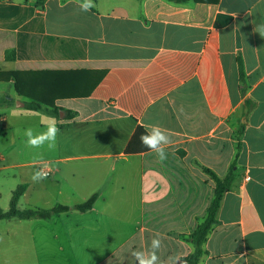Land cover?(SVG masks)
<instances>
[{
  "label": "crops",
  "instance_id": "0c3cea01",
  "mask_svg": "<svg viewBox=\"0 0 264 264\" xmlns=\"http://www.w3.org/2000/svg\"><path fill=\"white\" fill-rule=\"evenodd\" d=\"M81 3L0 0V73L28 74L42 94L83 96L55 101L57 148L26 164L24 197L43 162L51 175L39 192L50 206L98 195L87 213L0 234V264H134L131 253L148 250L156 233L162 264L186 259L215 197L202 167L235 180L199 264H264V0H93L87 12ZM14 93L0 106V130L15 139L25 118L45 130L53 116L26 110ZM152 126L172 141L163 163L150 150L125 152Z\"/></svg>",
  "mask_w": 264,
  "mask_h": 264
},
{
  "label": "trees",
  "instance_id": "16d2710c",
  "mask_svg": "<svg viewBox=\"0 0 264 264\" xmlns=\"http://www.w3.org/2000/svg\"><path fill=\"white\" fill-rule=\"evenodd\" d=\"M169 3L180 5L186 4L189 0H166ZM195 3H217L218 0H193ZM10 57V56H9ZM239 70H240V81L244 83V71L242 66V61L240 57L238 58ZM38 76L40 74H34ZM35 77V76H34ZM28 74L23 73H0V83L1 82H14L15 92L19 97L25 98V109L31 112L36 113H47L55 118H59V110L55 107V101L58 99H67L73 97H83L80 94L74 93H49L42 94L38 91L37 88L27 86L29 83ZM51 91V90H50ZM55 91V89H52ZM242 95H245V91L242 90ZM46 97H50L49 100H46ZM14 100H8L4 98L0 99V106L2 104H12ZM244 111L243 117L246 119L254 108V104L250 100H245L244 102ZM2 128L0 123V129ZM245 126L243 125L240 130V139L244 134ZM142 133V129L136 131L135 136L132 138L128 144L125 152L126 154H138L144 151H148L140 145L139 137ZM179 155L184 157L182 152H179ZM202 170L205 174L211 177L215 183V197L214 200L207 211V215L199 222V225L196 231L187 238V241L190 242L193 246V253L186 258L188 264H199L201 258L206 254L204 248L208 236L213 229V227L218 223V214L222 205L224 195L230 191L232 184L235 180V174L231 171L228 175L221 178L216 175L211 170L202 167ZM27 190L26 184L19 185L12 193V198L10 201L9 209L4 210L0 207V221H9V220H20V221H30V220H50L53 216L76 212V213H87L91 211L98 199V195L95 194L90 197L87 201L77 204L74 206L66 205H56L49 209L42 208H33V209H21L19 207V201L23 197Z\"/></svg>",
  "mask_w": 264,
  "mask_h": 264
},
{
  "label": "rangeland",
  "instance_id": "374dc122",
  "mask_svg": "<svg viewBox=\"0 0 264 264\" xmlns=\"http://www.w3.org/2000/svg\"><path fill=\"white\" fill-rule=\"evenodd\" d=\"M6 93L7 99L15 96L13 85L8 83L0 84V95ZM4 99V98H3ZM2 99V100H3ZM15 102V101H14ZM16 137L5 129L0 130V207L4 210L9 209L13 191L21 184L28 181L23 174L26 164L39 162L45 156L43 149H31L25 146L24 131L31 127L35 132L42 131L39 127L38 120L35 118H25L20 123L16 122ZM32 189L27 192L26 196L20 199L19 207L21 209L51 208V202L40 197V183L30 182ZM28 187V186H27ZM27 191V190H26ZM26 193V192H25ZM26 230L38 231V222L32 221H0V234L3 237L4 232Z\"/></svg>",
  "mask_w": 264,
  "mask_h": 264
},
{
  "label": "clouds",
  "instance_id": "9594fccd",
  "mask_svg": "<svg viewBox=\"0 0 264 264\" xmlns=\"http://www.w3.org/2000/svg\"><path fill=\"white\" fill-rule=\"evenodd\" d=\"M95 4L93 0H83L80 4L82 11H90ZM60 128L57 126L55 117H47L45 121V130L35 132L31 127L25 129V146L31 149H44L55 151L57 148V135ZM140 145L154 152L159 162L163 163L168 158L165 150V145L170 144L171 138L159 126H152L150 131L142 133L139 137ZM49 175V165L43 162L41 167L34 171L31 175V180L34 183H40L47 179ZM162 247V238L159 233H156L151 240L150 248L146 251H133L131 253L134 258V264H162L158 252ZM167 264H187V260L180 255L171 256L168 258Z\"/></svg>",
  "mask_w": 264,
  "mask_h": 264
},
{
  "label": "water",
  "instance_id": "95a60500",
  "mask_svg": "<svg viewBox=\"0 0 264 264\" xmlns=\"http://www.w3.org/2000/svg\"><path fill=\"white\" fill-rule=\"evenodd\" d=\"M9 100H11V98H9ZM20 105H21L22 107H25V103H24V102H20Z\"/></svg>",
  "mask_w": 264,
  "mask_h": 264
},
{
  "label": "built area",
  "instance_id": "2783aa9c",
  "mask_svg": "<svg viewBox=\"0 0 264 264\" xmlns=\"http://www.w3.org/2000/svg\"><path fill=\"white\" fill-rule=\"evenodd\" d=\"M40 167H41V166H40ZM50 175H51V171H50V169H49V175H48V177H50ZM48 177H47V178H48ZM246 179L249 180L248 177H247Z\"/></svg>",
  "mask_w": 264,
  "mask_h": 264
}]
</instances>
